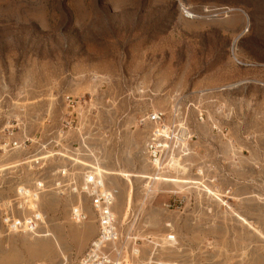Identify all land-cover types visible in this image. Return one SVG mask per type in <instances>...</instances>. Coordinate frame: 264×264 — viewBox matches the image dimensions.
Returning <instances> with one entry per match:
<instances>
[{
    "label": "rangeland",
    "instance_id": "obj_1",
    "mask_svg": "<svg viewBox=\"0 0 264 264\" xmlns=\"http://www.w3.org/2000/svg\"><path fill=\"white\" fill-rule=\"evenodd\" d=\"M154 111L186 127L162 167ZM90 175L111 264H264V0H0V264H78ZM21 187L34 232L4 223Z\"/></svg>",
    "mask_w": 264,
    "mask_h": 264
},
{
    "label": "built area",
    "instance_id": "obj_2",
    "mask_svg": "<svg viewBox=\"0 0 264 264\" xmlns=\"http://www.w3.org/2000/svg\"><path fill=\"white\" fill-rule=\"evenodd\" d=\"M179 114L172 116V122L166 120V114L162 111H154L147 116V120L152 124L153 131L150 142L148 143V151L152 161L156 167H162L164 163V154L168 147L177 146V143L186 145L187 139L182 133L186 131L184 122L178 120ZM88 191L85 194L90 195L94 206L99 209L101 215L100 233L92 242L88 253L78 264H111L110 257L106 253L108 245L117 240V233L114 227L113 213L111 204L113 194L106 188L103 180L97 179L90 175L86 178ZM40 187V186H38ZM37 190H40L39 188ZM33 191L21 187L18 194L21 198V208L27 209L29 213L21 217L11 216L4 218V223L15 231H31L34 232L41 222H44L42 213L38 210V191ZM81 208V207H80ZM74 209L73 216L76 222H80L83 218L81 209ZM174 236H170L169 240H174Z\"/></svg>",
    "mask_w": 264,
    "mask_h": 264
},
{
    "label": "bare ground",
    "instance_id": "obj_3",
    "mask_svg": "<svg viewBox=\"0 0 264 264\" xmlns=\"http://www.w3.org/2000/svg\"><path fill=\"white\" fill-rule=\"evenodd\" d=\"M99 175V173H97ZM101 176V175H99ZM169 182H173V183H177V184H181V183H186L185 181H182V180H177V179H171V180H168ZM79 207H76V209H78ZM80 223V222H78ZM175 240V239H174ZM119 264V263H118Z\"/></svg>",
    "mask_w": 264,
    "mask_h": 264
}]
</instances>
